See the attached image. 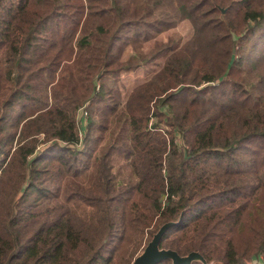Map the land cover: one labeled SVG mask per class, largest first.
I'll return each mask as SVG.
<instances>
[{"label":"trees","instance_id":"trees-1","mask_svg":"<svg viewBox=\"0 0 264 264\" xmlns=\"http://www.w3.org/2000/svg\"><path fill=\"white\" fill-rule=\"evenodd\" d=\"M263 42L264 0H0V264H133L170 222L162 250L261 264ZM150 63L121 108L107 82Z\"/></svg>","mask_w":264,"mask_h":264},{"label":"rangeland","instance_id":"rangeland-1","mask_svg":"<svg viewBox=\"0 0 264 264\" xmlns=\"http://www.w3.org/2000/svg\"><path fill=\"white\" fill-rule=\"evenodd\" d=\"M138 32L143 33V29H139V30L133 29L131 30V35L134 36ZM192 35H193V28L191 26V23L188 20H184L176 28L166 31L163 34L159 35L156 39L151 40L148 43H145L143 45L142 50L145 54H149L156 46V44H163L168 42L185 43L192 37ZM263 49H264V42L260 45V50ZM130 51L131 50L129 49L128 52ZM159 69L160 67H156L155 63H150L132 72L122 74L120 78L115 81V83H113V81L107 82V84L110 85V88L111 89L113 88L114 93L121 94V97L119 99L121 102V108H124L125 102L131 91L138 85L148 81ZM85 112H86L85 110H81L78 113V119L83 122L82 136L80 134L81 143L78 145V149L80 150L84 149L83 142L88 128L89 119H88V114L86 115L87 112L86 113ZM123 127H124V123L122 122L118 123L116 122V119H113L112 123L109 126L110 130L104 134V140L103 142L100 143L98 151L100 150V152L103 153L112 145L116 147L115 149L121 148V146L123 147L126 143L124 145H121L120 142L122 141V139L127 138L126 136L128 133L126 130H122ZM121 132L124 133V135L120 137ZM123 142H127V141L124 140ZM72 148L75 147L73 146ZM113 168H114L113 174L118 182L130 181L131 169L128 166L126 160L124 159V156L118 151L114 152L113 154ZM56 203L57 201H54L52 205H55ZM261 258L264 259V256Z\"/></svg>","mask_w":264,"mask_h":264},{"label":"water","instance_id":"water-1","mask_svg":"<svg viewBox=\"0 0 264 264\" xmlns=\"http://www.w3.org/2000/svg\"><path fill=\"white\" fill-rule=\"evenodd\" d=\"M178 223L170 222L163 225L154 235L152 241L147 245L143 253L135 259L133 264H160L167 260H171L173 264H192L195 261H200L203 264H207L205 259L197 252H193L186 257H182L175 251L160 249V243L163 236L170 228L177 225Z\"/></svg>","mask_w":264,"mask_h":264},{"label":"built area","instance_id":"built-area-1","mask_svg":"<svg viewBox=\"0 0 264 264\" xmlns=\"http://www.w3.org/2000/svg\"><path fill=\"white\" fill-rule=\"evenodd\" d=\"M86 113V112H85ZM86 115H87V113H86ZM81 134V136H82V133H80ZM260 262H261V264H264V259H262V258H260Z\"/></svg>","mask_w":264,"mask_h":264}]
</instances>
